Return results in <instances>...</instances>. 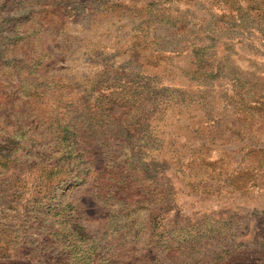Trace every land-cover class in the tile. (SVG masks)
I'll return each instance as SVG.
<instances>
[{
    "label": "rangeland",
    "instance_id": "1",
    "mask_svg": "<svg viewBox=\"0 0 264 264\" xmlns=\"http://www.w3.org/2000/svg\"><path fill=\"white\" fill-rule=\"evenodd\" d=\"M82 1L24 39L0 13V264H264V0ZM56 118L83 173L58 214Z\"/></svg>",
    "mask_w": 264,
    "mask_h": 264
},
{
    "label": "trees",
    "instance_id": "2",
    "mask_svg": "<svg viewBox=\"0 0 264 264\" xmlns=\"http://www.w3.org/2000/svg\"><path fill=\"white\" fill-rule=\"evenodd\" d=\"M61 2L65 3V6L67 5H73L72 3H75L76 0H59ZM79 1V0H77ZM90 1V0H89ZM98 2L100 4L99 6H102L101 10H108V8H112L114 6H117V3L115 0H92L88 2L87 0L82 1V7H87L90 10H94L93 6L95 5V2ZM89 4H92L93 6H89ZM40 5L42 3H39L38 0H0V13H11V10L14 12L13 16H11L10 20L7 19L8 22H11L8 29L6 30L7 34H14L15 38L24 39L27 37L26 31L27 28H24L22 25H24V22L31 17H33L34 13L36 11H40ZM55 6L58 4L55 3ZM119 5H122L121 3ZM64 5L60 6L61 8H65ZM95 7V6H94ZM5 15L3 16V20H5ZM36 32H34L35 36ZM39 34V33H37ZM32 43L34 41L32 40ZM37 43V42H36ZM200 50V49H199ZM196 51V50H195ZM32 52H36L33 51ZM32 61L31 62V68L35 69L38 66V56L35 54H31ZM196 58V64L195 68L196 71L201 69L202 67V57L204 56L202 51H197L195 53ZM150 92H152L151 89H148ZM165 90V89H164ZM130 98V97H129ZM65 116L68 115V111L63 112ZM70 113V112H69ZM64 116V117H65ZM52 127L57 130V146H53V150L49 152L48 159L52 160V163H48V169H47V176H46V188L48 192L45 194H41L40 198L44 197L48 201H53L52 205L50 206L49 210H55V214H58L60 209V205L63 203L62 200H59V197H57V191L59 190L61 192L64 188H66L67 184H70L72 181V178L75 177H83V173L78 168V162L80 161L81 157L78 155V133L77 129L79 128L78 125L71 122V119L65 120L63 118H56L53 119ZM1 160H4L1 159ZM77 161V162H76ZM1 162V161H0ZM204 164H207V162H203ZM109 165V164H108ZM112 171L111 166L109 167ZM128 173L125 172V178L127 177ZM121 181V184L124 182ZM63 194L60 193V196ZM50 204V203H49ZM49 207V206H48ZM70 209V207H69ZM69 216L71 217L70 220L75 222L79 220V213L77 211L74 212H68ZM62 227H55L53 229V232L51 233L52 238L54 239L58 238L60 235V230ZM73 230L76 229L75 225L72 227ZM61 236V235H60ZM68 251V250H67ZM71 253V252H70ZM75 257V256H74ZM73 257V258H74ZM71 264V263H70Z\"/></svg>",
    "mask_w": 264,
    "mask_h": 264
}]
</instances>
